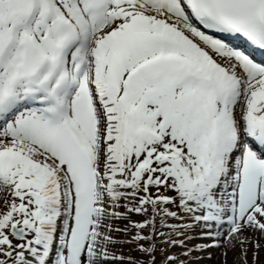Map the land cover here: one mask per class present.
<instances>
[{
    "label": "snow or ice",
    "instance_id": "6c2138e0",
    "mask_svg": "<svg viewBox=\"0 0 264 264\" xmlns=\"http://www.w3.org/2000/svg\"><path fill=\"white\" fill-rule=\"evenodd\" d=\"M248 233L264 0H0V264H247Z\"/></svg>",
    "mask_w": 264,
    "mask_h": 264
},
{
    "label": "rangeland",
    "instance_id": "374dc122",
    "mask_svg": "<svg viewBox=\"0 0 264 264\" xmlns=\"http://www.w3.org/2000/svg\"><path fill=\"white\" fill-rule=\"evenodd\" d=\"M133 219H140V217H133ZM159 221H157L158 223ZM174 222V221H170ZM164 231H167L165 229ZM199 231V230H197ZM118 236L120 234H117ZM253 243L248 244L247 246V264H264V236H260L258 233L254 236L251 233L247 234ZM120 239H128V237L120 236ZM183 239V237H181ZM211 241L204 240V241H188V245L191 246L196 243H210ZM222 247L220 248H209L207 251L203 253H193V256L196 259H189L182 255L184 249L180 248L179 246L169 248L170 253L180 254V258L185 260L187 264H241L238 257L240 255V249L237 247L233 250L229 247L228 244L221 242ZM258 243L260 247L257 249L255 244ZM125 256L134 257L137 259L147 260L148 257L144 256L141 257V254L135 251L134 246L124 245L122 248ZM226 253V256H225ZM255 253V259H254ZM210 257V258H209Z\"/></svg>",
    "mask_w": 264,
    "mask_h": 264
},
{
    "label": "trees",
    "instance_id": "16d2710c",
    "mask_svg": "<svg viewBox=\"0 0 264 264\" xmlns=\"http://www.w3.org/2000/svg\"><path fill=\"white\" fill-rule=\"evenodd\" d=\"M158 226H159V222H158ZM163 239H164L163 237L157 239L156 264H163L164 257L168 254H171L168 250L171 247L167 243H161Z\"/></svg>",
    "mask_w": 264,
    "mask_h": 264
}]
</instances>
